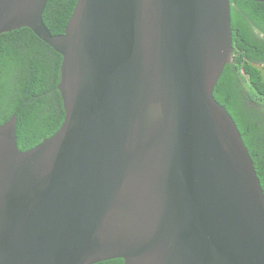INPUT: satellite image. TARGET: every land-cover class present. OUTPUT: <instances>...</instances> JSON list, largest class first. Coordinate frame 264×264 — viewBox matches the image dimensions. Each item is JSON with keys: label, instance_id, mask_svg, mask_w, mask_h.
<instances>
[{"label": "water", "instance_id": "obj_1", "mask_svg": "<svg viewBox=\"0 0 264 264\" xmlns=\"http://www.w3.org/2000/svg\"><path fill=\"white\" fill-rule=\"evenodd\" d=\"M48 1L0 0V35L63 56L65 107L25 151L0 125V264H264V190L213 94L230 0H78L60 34Z\"/></svg>", "mask_w": 264, "mask_h": 264}, {"label": "trees", "instance_id": "obj_2", "mask_svg": "<svg viewBox=\"0 0 264 264\" xmlns=\"http://www.w3.org/2000/svg\"><path fill=\"white\" fill-rule=\"evenodd\" d=\"M78 0H49L43 20L60 34ZM233 59L214 88L247 146L264 190V2L230 0ZM63 56L30 28L0 35V125L16 116L19 149L28 150L51 136L65 119L58 88ZM94 264H125L123 258Z\"/></svg>", "mask_w": 264, "mask_h": 264}]
</instances>
